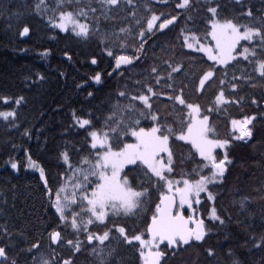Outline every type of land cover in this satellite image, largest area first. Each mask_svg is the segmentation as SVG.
I'll return each instance as SVG.
<instances>
[{"label":"trees","instance_id":"trees-1","mask_svg":"<svg viewBox=\"0 0 264 264\" xmlns=\"http://www.w3.org/2000/svg\"><path fill=\"white\" fill-rule=\"evenodd\" d=\"M176 2L132 0L129 4L121 0L119 7L109 10L102 7L101 0H62L61 7H57L61 0H44L47 10L42 6L37 12L35 5L39 0H0V99L23 98L20 104L11 102L0 107L16 113L15 117L0 120V247H5L8 253L5 264H12L13 260L16 264H38L42 259L51 260L52 264H63L65 259H71L74 264H98L97 257L91 253L93 246L100 247L99 242L93 241L90 245L86 233H74L70 226L59 221L50 206L45 181L41 180L38 168L28 166V158L44 170L54 199L56 189L66 181L72 187L74 179L60 153L68 152L73 168L81 166L83 157L91 154L94 159L90 138L76 125L74 114L91 121L89 130L107 131L105 121L113 107L132 105L135 111L126 119H139V127L148 129L155 124L148 115L149 109L139 100H131V96L141 94L149 96L151 111L159 115L161 124L175 127L177 133L181 117L186 119L188 114L186 106L174 99L182 95L186 103L200 106L201 116H209L212 138L229 141L224 151H216L218 159L227 153L231 161L226 178L223 183L208 186L216 199L209 201L208 193H202L197 206L200 217L206 220L208 234L203 241H193L190 246L164 250L162 264H232L233 260L239 264H264V247H257L264 237V81L253 71L249 60L237 56L227 65L219 66L202 53L186 49L182 34L190 30L205 44L209 40L205 34L213 18L232 19L242 26H260L264 0H242V4L236 0H191L188 10L176 9ZM89 5L96 9L95 13ZM209 6L218 8L216 17L207 11ZM82 8L87 15L79 19L89 25L87 39L61 32L50 23V20L58 21L60 11L76 13ZM249 9L253 12L251 19L243 14ZM153 14L160 16L157 25L171 16L178 19L164 32L154 28L145 37L143 52L138 53L139 32L142 28L146 30L147 19ZM25 26L29 27V33L21 37L19 32ZM121 28L129 31L121 33ZM250 46L256 47L258 54L261 51L257 39L251 45L241 43L236 52L239 54L242 48ZM108 50L113 56H108ZM117 55H140V59L117 68ZM93 58L96 64L91 63ZM168 63L182 64L183 70L171 73L172 79H169ZM154 67L156 73L152 72ZM209 67L219 71L198 91L202 70ZM97 73L101 76L99 83L93 79ZM249 74L253 77L251 82L233 79V76ZM221 80L225 83L221 84ZM233 83L237 84L235 90ZM147 86L156 94L149 93ZM220 91L229 103L216 110L215 97ZM90 92L92 96L88 95ZM120 92L126 95L120 97ZM251 116L256 117L249 125L253 137L236 140L239 134L233 129L232 120L242 121ZM132 142L131 136L121 137L119 141L112 139L114 150ZM169 143L175 160V171L168 174L169 178L198 179L195 173L199 170L200 157L192 146L176 140L175 134ZM10 161L17 163L16 173L7 166ZM146 173L147 169L139 163L121 173L127 175L136 190L149 189L150 194L144 197V203L134 215L119 218L110 215L104 225L90 226L96 234L112 229V238L105 244L108 248H117V259L122 257L128 264H140L139 245L123 244L115 227H125L129 236L147 233L160 194L167 191L163 183L157 188L156 178ZM241 200L245 201L247 211L241 210ZM213 206L225 220L223 225L206 219ZM54 230L62 233V241L79 239L80 252L75 253L64 242L51 244L50 233ZM32 244L39 247L30 252ZM209 249L215 254L209 256Z\"/></svg>","mask_w":264,"mask_h":264},{"label":"snow or ice","instance_id":"snow-or-ice-1","mask_svg":"<svg viewBox=\"0 0 264 264\" xmlns=\"http://www.w3.org/2000/svg\"><path fill=\"white\" fill-rule=\"evenodd\" d=\"M120 2L121 0H101L102 7L109 10L119 7ZM127 2L131 4L132 0H127ZM236 3L242 4V0H236ZM42 6L47 10L44 0H39V3L35 5L36 11L39 12ZM61 6L62 0L61 3H58L57 7ZM175 7L180 10H188L191 7V0H177ZM89 9L93 13L96 12V9L90 5ZM207 11L213 17H216L218 8L209 6ZM243 14L250 19L253 18L251 9ZM86 15L87 13L83 8L76 13L72 11H60L58 21L50 20V23L61 32L67 31L69 25H71L72 32L76 37L87 39L90 35L89 25L81 23L79 19V17ZM133 17H135V13H133ZM159 19L160 16L155 14L147 19L146 30L142 28L139 32L140 43L137 48L138 53L143 52L144 44L146 43L145 37L153 33L156 22ZM177 19V16H171L170 19H165L160 23L158 27L160 30L166 29L169 25L175 23ZM260 20V26L254 24L242 26L232 19H227L223 22H220L218 19H212L210 24L211 30L205 34V38L211 37V40L215 42V49L202 43L200 38L191 33L190 30H186L188 34L182 33L184 35V46L194 52L205 53L210 61L227 65L230 61L236 59L233 52L240 41H248L251 45L252 42L258 39L261 49L259 54L256 47L250 46L244 47L241 55L244 60L250 61L253 71L261 81H264V17H260ZM137 24L139 25V21H137ZM128 31L125 28L120 29L121 33H127ZM28 33L29 27L25 26L19 32V35L23 37ZM112 35L115 36V33ZM121 46L126 47L123 43ZM107 54L108 56H113L111 50H108ZM134 59L139 60L140 55H136L135 57L117 55L115 56L116 67L120 68L121 65H131ZM91 63L96 64V59L93 58ZM168 67L171 69L168 76L169 79H172L171 73L178 74L183 70L182 64L174 65L168 63ZM217 71L219 69L213 67L202 70L197 90H203L206 83L212 81ZM152 72L156 73L157 69L154 67ZM93 79L99 83L101 81L100 74L97 73ZM233 79L251 82L253 77L249 74L247 77L233 76ZM159 82L160 78L157 77V83ZM220 83L224 84L225 81L221 80ZM231 86L233 90L237 88L236 83H233ZM253 86L255 85L253 84ZM147 91L152 93V95L156 94L151 86H147ZM182 92L183 89H181ZM88 95L92 96V93L90 92ZM125 95V92L119 93L120 97H124ZM3 99L7 102V97ZM22 99V97L18 98L16 103L20 104ZM169 99H173V97L169 96ZM174 99L189 110L186 119L181 117L178 133L175 127L167 126L166 123L161 124L159 115L152 113L149 96L145 94L133 95L131 96V100H139L149 109L148 115L151 116V120L155 124L148 129L139 127V119H126L130 112L135 111V107L132 105L121 107L117 104L113 107L110 115L106 117L105 128L107 131L101 129L89 130L92 127L91 121L75 117L74 114L76 124L79 128L84 129L87 132V136L90 137L89 147L94 152V159L90 154L81 159V166L73 168L68 152H61L60 157L64 164L68 165L69 170L73 172L74 179L71 192H69L66 184H62L56 189L54 199L52 198L51 190L48 189L44 170L39 168L30 156L28 158V166L38 168L41 180L45 181V189H47V194L51 201L50 206L59 218V221L66 226H70L74 233H86L87 241L90 245L93 244V241L99 242L100 247L93 246L91 253L97 257L98 264H113L114 260L115 264H128V262L122 257L117 259V248H108L105 244L106 241H110L112 238V229L105 231L103 234H93L89 226L97 222L104 225L110 215L117 218L134 215L144 203V197L150 194L147 188L140 191L136 190L130 184L127 175H121L127 165H137L139 162V164L147 169V173H151V176L156 178L157 188L163 183L167 189L166 192H161L159 203L156 204L151 222L147 225L148 239H145L143 234L129 236L125 227H115V232L122 238L121 242L123 244L132 247L136 246L134 242L139 244L138 255L140 264H162L166 253L160 250V244L164 242H166L169 249L178 250L181 246H190L193 241H203L208 234L205 220L195 218L194 215L185 217L183 209L187 206L189 210L195 212L193 203L200 204L201 193L207 192L208 200L215 201L216 197L209 191L208 186L214 185L217 182L223 183V180L226 178L227 165L231 163L227 153H225L222 159H218L216 150L226 148L229 141L212 138L210 134L213 133V129L209 126V116L204 115L202 118H199L201 111L199 105L186 103L182 95H177ZM227 103L229 101L225 99L224 92L220 91L215 97L216 106L219 107ZM252 103L255 104L256 100L253 99ZM15 115L14 111L0 112V118L4 120H8L9 117H15ZM141 115L145 114L141 112ZM255 119V116H251L245 117L242 121L232 120L233 129L239 131V135L235 136L236 140L251 139L253 137V131L249 125ZM173 134H175L176 140L191 144L195 153L200 157L199 170L195 173L198 179L185 178L182 181H173L169 178L168 174H172L175 171V160L169 143L170 137ZM25 135H27V132H25ZM127 136L133 137L135 143H124L118 150H114L112 139L115 138L119 141L121 137ZM165 153L167 154L166 162L162 157V154ZM17 167L16 162H11L12 169H17ZM205 171L209 174H203ZM93 177L96 179L92 180L91 178ZM73 206L79 208V211H76ZM240 207L241 210L247 211L244 200H241ZM69 214L71 215V219H69ZM208 219L218 222L220 225L225 223V220L221 217L215 206L210 209ZM5 231L7 230L5 229ZM61 242L73 248L75 253H79L81 250V241L79 239L75 241L71 239L62 241V233L56 230L52 231L50 233V243L59 244ZM38 247V244H32L29 251L31 252V249H37ZM257 247H264V237L261 238V243ZM214 254L213 250H208L209 256ZM0 258H3L0 260V264H5V261L8 260V253L5 247H0ZM12 264H16V261L13 260ZM41 264H52V261L42 259ZM63 264H74V262L71 259H65ZM232 264H239V262L233 260Z\"/></svg>","mask_w":264,"mask_h":264},{"label":"rangeland","instance_id":"rangeland-1","mask_svg":"<svg viewBox=\"0 0 264 264\" xmlns=\"http://www.w3.org/2000/svg\"><path fill=\"white\" fill-rule=\"evenodd\" d=\"M213 19H215V18H213ZM81 22V21H80ZM158 22V21H157ZM156 22V25H155V27L154 28H158V26L159 25H157L158 23ZM220 22H223V21H220ZM82 23V22H81ZM211 24V23H210ZM53 26V25H52ZM58 29V28H57ZM59 30V29H58ZM210 30H211V28H210ZM209 30V31H210ZM60 31V30H59ZM65 32H70V33H72L73 34V32H72V27H71V25H69V27H68V30L67 31H65ZM74 35V34H73ZM183 42H184V35H183ZM243 42H247V43H250V42H248V41H240L239 42V44L237 45V47H236V50H237V48L239 47V45L241 44V43H243ZM205 44L207 45V46H209V47H211V48H213V49H215V42L214 41H212L211 40V37L209 36V40H208V42H205ZM185 48L186 49H188V50H191V49H189V48H187L186 46H185ZM243 49L244 48H242V50L240 51V53L238 54L237 52H236V50L233 52V55L235 56V57H241V58H243V56L241 55V53L243 52ZM193 51V50H192ZM199 53H202L206 58H207V56L205 55V53H203V52H199ZM208 59V58H207ZM233 61V60H232ZM212 62H214V61H212ZM215 63V62H214ZM230 63V62H229ZM215 64H217V63H215ZM116 65V64H115ZM217 65H219V66H223V65H221V64H217ZM121 66H123V65H121ZM125 66V65H124ZM11 102H14L13 104H15V105H17V103H16V100H11V99H9V98H7V102H5V100L3 99V98H1L0 99V107L2 106V105H6V104H9V103H11ZM223 105V104H222ZM222 105H220L219 107H217L216 108V110H220L219 108H221L222 107ZM9 111H13V109H6V108H0V112H9ZM189 111V110H188ZM203 116H201V114H199V118H202ZM10 118V117H9ZM0 120H4L3 118H0ZM74 122H75V119H74ZM76 123V122H75ZM77 125V124H76ZM78 126V125H77ZM232 127H233V125H232ZM90 138V137H89ZM132 139H133V142L132 143H135V139L133 138V137H131ZM191 145V144H190ZM225 149V148H224ZM224 149H217V150H222V151H224ZM216 150V151H217ZM195 151V150H194ZM162 157H163V159H164V161L166 162L167 161V154L165 153V154H162ZM11 162H14V161H10V162H8V164H7V166L10 168V169H12L11 168ZM139 163V162H138ZM130 166H133V165H127V166H125V168H127V167H130ZM35 169H37V168H35ZM15 173L17 172V169H12ZM173 181H175V180H173ZM182 181V180H181ZM67 186H68V189H69V192H71V188L72 187H70L69 185H70V182L69 181H66V183H65ZM182 186V185H181ZM202 194V193H201ZM193 205H197V204H195V203H193ZM199 205V204H198ZM185 208H187V206H185ZM194 208V207H193ZM191 212H193L192 210H190ZM152 217V216H151ZM151 217H150V220H151ZM70 219H71V217H70ZM95 224H99L98 222L97 223H94L93 225H95ZM93 225H90V226H93ZM101 225V224H100ZM89 226V227H90ZM91 230V229H90ZM91 233H93V234H96L95 232H92L91 231ZM86 236H87V234H86ZM143 236H144V238L145 239H148L147 238V233H145V234H143ZM134 243H137V242H134ZM138 244V243H137ZM139 245V244H138ZM43 260H47V259H43ZM39 262L40 263H38V264H41V260H39Z\"/></svg>","mask_w":264,"mask_h":264},{"label":"flooded vegetation","instance_id":"flooded-vegetation-1","mask_svg":"<svg viewBox=\"0 0 264 264\" xmlns=\"http://www.w3.org/2000/svg\"><path fill=\"white\" fill-rule=\"evenodd\" d=\"M197 206H198V205H193L195 212H191L188 208H184V209H183V214L185 215V217H187V216H189V215H194L195 218H198V219L201 218V217H200V214L198 213ZM177 210H178V209H177ZM209 211H210V210H209ZM208 216H209V214L206 216V219H208ZM208 220H209V219H208ZM205 222H206V220H205ZM147 238H149L148 235H147ZM160 250H161V251H164V250H166V251H169V250L173 251L174 249H169V248H168L167 246H165V245H160Z\"/></svg>","mask_w":264,"mask_h":264},{"label":"water","instance_id":"water-1","mask_svg":"<svg viewBox=\"0 0 264 264\" xmlns=\"http://www.w3.org/2000/svg\"><path fill=\"white\" fill-rule=\"evenodd\" d=\"M170 26H171V25H169L166 29H168ZM166 29L160 30L159 27H158V31H159V32H164ZM237 132H238V134H239V131H237ZM246 140H248V139L241 140V141H246ZM150 222H151V220H150ZM150 222H149V223H150ZM53 245H56V244H53ZM160 245H165V246H167L166 242H164V243H162V244H160ZM181 247L183 248V246H181Z\"/></svg>","mask_w":264,"mask_h":264}]
</instances>
